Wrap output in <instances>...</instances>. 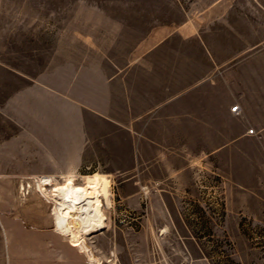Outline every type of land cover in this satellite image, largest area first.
<instances>
[{"label": "crops", "instance_id": "0c3cea01", "mask_svg": "<svg viewBox=\"0 0 264 264\" xmlns=\"http://www.w3.org/2000/svg\"><path fill=\"white\" fill-rule=\"evenodd\" d=\"M175 5L179 20L140 25L119 59L98 50L90 17L71 45L58 37L49 50L41 31L44 49L24 69L1 65L0 175L79 167L97 142L113 152L115 127L121 168L138 167L145 150L159 162L211 160L227 183L264 200V0Z\"/></svg>", "mask_w": 264, "mask_h": 264}, {"label": "rangeland", "instance_id": "374dc122", "mask_svg": "<svg viewBox=\"0 0 264 264\" xmlns=\"http://www.w3.org/2000/svg\"><path fill=\"white\" fill-rule=\"evenodd\" d=\"M178 1L0 0V79H8L1 65L24 69L20 63L44 49L41 31L50 32L49 50L58 37L71 45L73 33L88 31L90 17L98 50L119 59L134 46L140 25L179 20ZM121 136L114 127L112 153L99 151L105 145L97 142L79 167L66 161L71 166L46 173L51 197L95 173L109 180L106 226L90 235L81 231L99 257L93 264H264V200L227 183L211 160L202 166L182 155L159 162L145 150L138 167L121 168ZM16 170L0 175V264H87L85 253L54 229L52 203L37 190L42 173Z\"/></svg>", "mask_w": 264, "mask_h": 264}, {"label": "bare ground", "instance_id": "6f19581e", "mask_svg": "<svg viewBox=\"0 0 264 264\" xmlns=\"http://www.w3.org/2000/svg\"><path fill=\"white\" fill-rule=\"evenodd\" d=\"M51 182V176L38 175L36 185L44 198L52 203L54 229L67 236L71 245L85 253L89 262L99 261L81 231L90 235L106 226L104 208L111 203L109 180L95 173L82 184L62 185L52 197L48 195L47 188Z\"/></svg>", "mask_w": 264, "mask_h": 264}, {"label": "built area", "instance_id": "2783aa9c", "mask_svg": "<svg viewBox=\"0 0 264 264\" xmlns=\"http://www.w3.org/2000/svg\"><path fill=\"white\" fill-rule=\"evenodd\" d=\"M236 108H237V105L231 107V110H232V111H235ZM248 132H249V133H253V129H248Z\"/></svg>", "mask_w": 264, "mask_h": 264}]
</instances>
